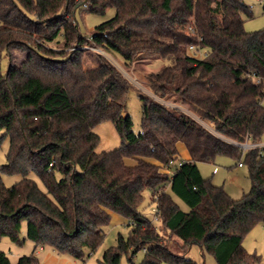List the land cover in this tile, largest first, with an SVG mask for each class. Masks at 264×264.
I'll list each match as a JSON object with an SVG mask.
<instances>
[{"label":"trees","instance_id":"trees-1","mask_svg":"<svg viewBox=\"0 0 264 264\" xmlns=\"http://www.w3.org/2000/svg\"><path fill=\"white\" fill-rule=\"evenodd\" d=\"M86 3L96 13L116 9L90 39L73 19ZM251 13L244 0H0V143L10 139L0 168V239L21 243L26 222L35 249L51 247L84 261L103 243L114 211L133 228L97 264H123L124 256L126 264H138L143 249L139 264H195L169 249V236L183 249L197 243L218 264L259 262L242 244L264 225V146H242L260 143L264 134V28L245 29L243 16ZM88 43L114 49L128 66L144 58L168 62L147 75L161 100L140 93V133L126 111L133 84L103 56L85 67ZM190 45L206 55H192ZM15 48L27 51L18 64ZM176 96L196 117L163 102ZM102 121L114 123L120 147L97 151L94 127ZM180 142L189 158L173 170ZM219 156L248 166L252 187L241 198L201 174L198 163ZM4 173L22 178L7 186ZM146 189L160 226L139 210ZM0 264L39 260L23 255L13 263L0 251Z\"/></svg>","mask_w":264,"mask_h":264},{"label":"rangeland","instance_id":"rangeland-1","mask_svg":"<svg viewBox=\"0 0 264 264\" xmlns=\"http://www.w3.org/2000/svg\"><path fill=\"white\" fill-rule=\"evenodd\" d=\"M251 8V14H244V27L247 31H257L264 28V0H244ZM87 7H79L73 14V19L77 23L79 32L82 36L90 39L91 34L94 32L95 27L100 23L111 19L116 14V9L110 7L105 13H96L89 11L90 3H86ZM72 19V17H71ZM72 19V20H73ZM50 46L60 48L57 43ZM86 50L82 52L85 67H94L100 63V58L103 56L117 66L126 78L133 84V88L128 92L126 111L132 116L133 130L135 133H140L142 127V100L140 93L145 92L156 99L148 87L147 75L150 72L160 70L168 62L164 59L157 58H144L134 62L132 65H127L123 56L114 49H104L88 43L85 45ZM14 62L20 63L27 56V51L22 48H15L12 50ZM190 52V50H189ZM199 55V54H198ZM8 58L4 57L3 67L8 66ZM161 100V99H159ZM163 101V100H162ZM164 103L174 107L181 108L188 113L194 115L187 104H185L179 96L172 97L169 100H164ZM264 104V100H263ZM94 131L100 136L97 151H111L121 146V137L111 121H102L95 125ZM4 134V130L0 131V136ZM260 146H264V134L261 138ZM10 149V139L5 136L0 143V168L7 162V153ZM179 156L178 161H184L189 158L188 147L184 142L178 144ZM131 162V160H128ZM232 159L229 156H219L214 163L199 162L198 166L204 178L210 180L213 184L222 186L233 198H241L244 194L248 193L252 187V181L249 175L248 166L241 159ZM216 170L214 171V169ZM30 177L35 178L40 185L42 183L34 173ZM22 178L19 174H3V181L7 186H12ZM151 191L146 189L144 192V199L139 205V210L147 218L152 220L156 226L161 225L159 219L154 218L153 208L155 204L151 201ZM180 207L189 211V206L178 197H175ZM133 226L129 220L123 215L111 211V220L108 225L104 226L105 238L103 243L91 255H87L84 261L75 258L74 256L66 253H60L51 247H38L35 249V242L27 238V223L23 222L20 238L21 243L13 242L8 236H3L0 239V251H4L13 263L23 255H35L39 264H97L104 256V253L111 246L117 245L119 235L128 237ZM162 229V227H160ZM165 233V232H164ZM166 237L168 233H165ZM166 239L169 249L180 256L192 259L195 264H218L213 254L201 250L197 243L192 244L188 249H183L176 238L169 236ZM243 247L251 253H257L260 256V261L255 264H264V225L257 224L249 233L243 238ZM144 257V249L140 251L135 257L136 263H141ZM127 258L123 257V264H126ZM161 264H170L163 262Z\"/></svg>","mask_w":264,"mask_h":264},{"label":"built area","instance_id":"built-area-1","mask_svg":"<svg viewBox=\"0 0 264 264\" xmlns=\"http://www.w3.org/2000/svg\"><path fill=\"white\" fill-rule=\"evenodd\" d=\"M85 7H87V4H85L84 5ZM191 30H192V28H191ZM71 49H76V47H73V48H71ZM189 50H190V53L192 54V55H194V56H196V57H203V56H205L206 55V51L205 50H203V49H200V48H198V47H196L195 45H190L189 46ZM199 54V55H198ZM242 146H243V148L244 149H247V148H250V147H254V146H260L259 144H255V143H249V142H246V143H244V144H242ZM182 163H183V161H170V163H169V165H170V169H172L173 168V170H174V166L175 165H177V166H181L182 165ZM216 170V169H215ZM153 211H154V218L155 219H158V209H157V207H154L153 208Z\"/></svg>","mask_w":264,"mask_h":264},{"label":"crops","instance_id":"crops-1","mask_svg":"<svg viewBox=\"0 0 264 264\" xmlns=\"http://www.w3.org/2000/svg\"><path fill=\"white\" fill-rule=\"evenodd\" d=\"M216 169V168H215ZM215 169H214V171H215ZM42 248V247H41Z\"/></svg>","mask_w":264,"mask_h":264}]
</instances>
